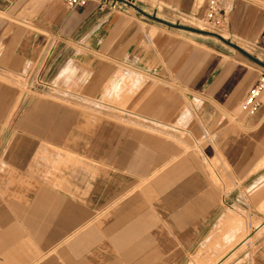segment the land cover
<instances>
[{
    "label": "crops",
    "instance_id": "1",
    "mask_svg": "<svg viewBox=\"0 0 264 264\" xmlns=\"http://www.w3.org/2000/svg\"><path fill=\"white\" fill-rule=\"evenodd\" d=\"M212 1L247 55L116 0H0V74L32 92L0 80V264H188L237 208L261 228L229 264H264V91L241 109L264 72V0L132 3L203 20ZM57 83L85 102L39 95Z\"/></svg>",
    "mask_w": 264,
    "mask_h": 264
},
{
    "label": "rangeland",
    "instance_id": "2",
    "mask_svg": "<svg viewBox=\"0 0 264 264\" xmlns=\"http://www.w3.org/2000/svg\"><path fill=\"white\" fill-rule=\"evenodd\" d=\"M131 2H134V0H131ZM150 16L157 17V18L159 17L167 18V19H170L169 22L171 21L170 23H173V24L184 25V26H188V27H191L197 30L214 33V34H217L223 37L226 41L231 42L230 40L226 38V34L224 33L221 25L215 24L214 22L208 21L206 19L197 20V19H191L185 16H172V15L171 17H165L164 14L160 12L153 13ZM139 17L145 20L154 21V20L146 18L144 15L143 16L139 15ZM126 69L127 71H129L127 72L128 77L126 78L127 80H130V81H125V82L127 84H130L133 87H137V89L141 87L143 85L142 77L140 76L141 74H139L138 72L132 69H129V68H126ZM0 80L6 81L10 86H13L15 89H17L18 94L20 96L24 95V97L27 98L32 94L31 89L29 88L30 85H29V82L27 81V78L22 77L21 75L6 77L5 75L1 76L0 74ZM35 95H38V94L36 93ZM39 95L46 96L53 101L65 103L71 106H77V105L79 106L81 102L82 103L85 102V99L83 98L82 95L72 94L67 89L62 90V88H60V85L58 83L53 85L52 89L50 90L48 94L41 93ZM202 104L203 103L200 102V105ZM92 111L95 112V110H92ZM137 113L138 111L135 109L119 110V109H113L111 107H108V108H104L103 115L106 118H111V119L113 118L117 121L123 122L122 119L124 117L126 118H139V116L142 117L141 115H139V113L138 114ZM187 115H188L187 111H184V113L181 116V119H184ZM220 115L222 116V114ZM239 115L240 114L237 113V116ZM193 116L195 118L197 117V115H194V114ZM230 120L232 119L229 118L228 121ZM124 121L128 123L126 120ZM178 127L181 128L183 126L179 125ZM137 128H145V127L137 126ZM147 129H151L153 131L167 130V128L159 127V126L148 127ZM256 208L257 210L264 213V200H263V203L257 206ZM235 211L236 212L232 213L233 219L228 224V227L230 226V229H225V232H224V228H222L221 234L217 232L216 235H212L211 237L207 238L201 245L199 251L189 259L188 264H192L191 263L192 261H194L195 264H209L215 261V259L222 256L224 253H226V251H228L238 240H240L244 236L250 237L252 234V238L249 239L245 243V245H243L241 248L235 251L230 256V258L227 259V261L223 264H229L235 261L241 252H247V253L251 252L254 242L257 240L258 236L260 235L256 232L255 227L260 226L261 219L257 218L256 215L250 209H248V212L246 214L248 222H246V221H243L242 219V218H245L246 216L245 212H241L239 208H237V210ZM226 233L227 235H224Z\"/></svg>",
    "mask_w": 264,
    "mask_h": 264
},
{
    "label": "built area",
    "instance_id": "3",
    "mask_svg": "<svg viewBox=\"0 0 264 264\" xmlns=\"http://www.w3.org/2000/svg\"><path fill=\"white\" fill-rule=\"evenodd\" d=\"M67 7L74 9L76 7L84 5L86 0H62ZM205 19L215 24L222 25L224 21V15L221 13L218 5L215 2H210L206 11ZM264 91V72L260 74L256 85L249 92L248 97L241 106L243 111L254 113L259 107V97Z\"/></svg>",
    "mask_w": 264,
    "mask_h": 264
},
{
    "label": "water",
    "instance_id": "4",
    "mask_svg": "<svg viewBox=\"0 0 264 264\" xmlns=\"http://www.w3.org/2000/svg\"><path fill=\"white\" fill-rule=\"evenodd\" d=\"M116 1H119V2H122V3H125L127 4L128 6L134 8L135 10H137L138 12L142 13L145 17L151 19V20H154L156 22H159V23H162L164 25H167V26H170V27H173V28H177V29H181V30H185V31H189V32H193V33H197V34H201V35H208V36H212V37H216L217 39H219L220 41H222L223 43L235 48L236 50L240 51L241 53L247 55L241 48H239L238 46L226 41L223 37L217 35V34H214V33H210V32H205V31H201V30H197V29H194V28H191V27H188V26H184V25H178V24H173V23H170V22H167V21H164L162 19H159L157 17H152L148 14H145L143 13L140 9H138L131 1L129 0H116Z\"/></svg>",
    "mask_w": 264,
    "mask_h": 264
},
{
    "label": "bare ground",
    "instance_id": "5",
    "mask_svg": "<svg viewBox=\"0 0 264 264\" xmlns=\"http://www.w3.org/2000/svg\"><path fill=\"white\" fill-rule=\"evenodd\" d=\"M139 116V115H138ZM261 228L260 226H256L255 230L256 232ZM252 238V234L251 236H244L243 238H241L240 240H238L228 251H226V253H224L222 256H220L219 258L215 259V261L209 263V264H223L225 261H227V259H229V257L235 252L237 251L240 247H242L249 239ZM192 264H195L194 261L191 262Z\"/></svg>",
    "mask_w": 264,
    "mask_h": 264
}]
</instances>
